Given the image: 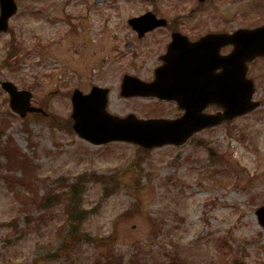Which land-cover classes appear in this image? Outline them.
Instances as JSON below:
<instances>
[{"label":"rangeland","instance_id":"obj_1","mask_svg":"<svg viewBox=\"0 0 264 264\" xmlns=\"http://www.w3.org/2000/svg\"><path fill=\"white\" fill-rule=\"evenodd\" d=\"M107 1L95 9L93 0H16L18 13L0 34V82L31 92L46 112L20 118L0 87V264H264L255 215L264 205V60L250 68L261 109L204 129L181 148L92 145L64 128L75 88L108 85L107 110L118 116L176 115L170 104L119 96L108 64L112 34L124 37L126 18L151 5ZM189 3L155 7L183 15ZM220 4L195 15L234 12L246 14L234 27L264 24L263 0ZM8 141L16 159L2 151Z\"/></svg>","mask_w":264,"mask_h":264},{"label":"water","instance_id":"obj_2","mask_svg":"<svg viewBox=\"0 0 264 264\" xmlns=\"http://www.w3.org/2000/svg\"><path fill=\"white\" fill-rule=\"evenodd\" d=\"M98 2H95L97 4ZM17 11L14 0H0V32L7 30L8 19ZM147 14L140 19L130 20L139 34L148 30L153 24L146 20ZM231 42L234 49L224 59L218 58L213 50L198 45V86L185 87L178 80L166 78L168 74L179 73V70L167 65L156 73L154 83H143L124 79L121 96L150 97L161 101H175L184 115L177 120H140L134 115L119 118L106 112L107 89L93 88L87 95L74 91L72 95L73 121L72 130L79 137L93 144L110 141H125L142 147L154 148L168 144L184 145L195 132L222 124L255 109L260 103L251 99L255 88L252 81H246L247 64L258 57H264V27L235 34L225 43ZM184 58L178 57L175 64L183 63ZM217 62L223 67L219 76H212L205 64ZM174 68V69H173ZM181 77H178L180 80ZM2 87L10 95L12 111L25 117L27 112H41L30 106V93L18 91L10 82H3ZM192 91L189 96H182L184 91ZM216 104L222 113L215 115L203 114V110ZM260 222L264 225V208L257 211Z\"/></svg>","mask_w":264,"mask_h":264},{"label":"flooded vegetation","instance_id":"obj_3","mask_svg":"<svg viewBox=\"0 0 264 264\" xmlns=\"http://www.w3.org/2000/svg\"><path fill=\"white\" fill-rule=\"evenodd\" d=\"M193 5L189 3L186 5L187 14L183 15H171L170 8L167 7L162 14L159 13V9L155 4V0L146 1L151 5L149 10L146 12L153 13L152 20L157 24L151 26L146 30L142 35L135 31L132 27L126 23L127 33L123 37L118 38V34L113 32L111 50L114 52L112 55L114 58L112 63H108L109 66H112V70H117V83L119 87L121 86L125 76H132L134 79L139 80L140 82L149 83L154 80V73L158 67L163 65L164 57L167 54H177L181 55L184 58L183 63L180 65L183 68H193L198 65V40L207 35H231L236 30L240 29H250V25L243 24L242 26H232V23L237 19L246 20V14L244 16H235L227 13L224 15H216L214 18H200L198 19V11L203 12V6L208 3H212L213 0H190ZM217 4L221 3L218 7L221 6H232L238 5L245 0H215ZM259 0H257V6ZM264 4V0H263ZM101 5L108 4H99L93 6L95 9H98ZM243 8V7H242ZM235 12H238L235 11ZM104 17V24H101V28L106 26L108 22ZM128 20V18L126 19ZM212 21V22H210ZM263 25V24H262ZM255 27V26H254ZM113 44V45H112ZM206 46L213 47V50H216L219 55H226L232 49L231 45L225 44L224 41H216L215 43H208ZM103 48V45L101 46ZM111 51V52H112ZM174 54L172 56H174ZM176 56L174 57V59ZM108 59L107 56L104 58V61ZM103 59L101 62H104ZM107 63V62H106ZM105 63V64H106ZM102 65V64H101ZM175 65V64H174ZM220 70H214V74H217ZM188 80H185L186 84H198V80L194 81L193 77H197L196 74L191 73L186 75ZM195 82V83H194ZM97 86V85H93ZM90 86V87H93ZM99 87H109L108 85L99 86ZM110 88V87H109ZM158 104V101L148 100ZM161 104H170L175 109V117L181 115L182 113L178 111L176 106L171 103H161Z\"/></svg>","mask_w":264,"mask_h":264},{"label":"trees","instance_id":"obj_4","mask_svg":"<svg viewBox=\"0 0 264 264\" xmlns=\"http://www.w3.org/2000/svg\"><path fill=\"white\" fill-rule=\"evenodd\" d=\"M9 145H11V142H9V143L7 144V147H9ZM7 147H6V148H7ZM9 153H10V152H9ZM76 190H77V189L75 188V189H73L72 191H76ZM75 195H77V193H76ZM73 208H74V210H75L74 212L77 214V205H74ZM120 264H121V263H120Z\"/></svg>","mask_w":264,"mask_h":264}]
</instances>
